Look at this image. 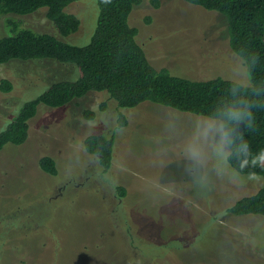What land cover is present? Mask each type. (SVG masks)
I'll list each match as a JSON object with an SVG mask.
<instances>
[{
	"label": "rangeland",
	"instance_id": "obj_1",
	"mask_svg": "<svg viewBox=\"0 0 264 264\" xmlns=\"http://www.w3.org/2000/svg\"><path fill=\"white\" fill-rule=\"evenodd\" d=\"M157 1L142 0L129 17L155 66L191 79H237L243 58L230 46L224 14L185 0ZM66 9L80 19L67 37L44 10L0 15V36L11 34L12 19L88 44L97 0ZM78 76L75 64L48 58L0 64V82L13 83L8 92L0 88V130L51 83ZM104 93L90 91L61 107L40 103L27 140L0 151V264H264V215L228 211L262 186V175L237 171L227 157L219 174L209 164L201 186L183 154L201 116L151 101L119 108L111 99L100 110ZM119 111L128 125L117 127ZM92 133L114 134L107 171L85 149ZM44 155L55 158L57 174L42 169ZM119 185L127 189L124 197Z\"/></svg>",
	"mask_w": 264,
	"mask_h": 264
},
{
	"label": "trees",
	"instance_id": "obj_2",
	"mask_svg": "<svg viewBox=\"0 0 264 264\" xmlns=\"http://www.w3.org/2000/svg\"><path fill=\"white\" fill-rule=\"evenodd\" d=\"M75 1L78 0H0V15H28L44 10L58 33L67 37L80 26V19L66 9ZM185 1L225 15L232 50L238 55L236 50L242 49L247 65H251L252 55L258 53L260 63L252 69L254 81H264V0ZM97 2V25L90 42L83 46L56 34L34 30L19 20H7L11 34L0 36V64L13 59L48 58L75 64L79 76L76 80L51 83L42 94L18 108L17 115L0 130V151L7 144L19 145L27 140L30 120L40 103L61 107L90 91H97L105 92L107 97L101 102L100 110H105L108 101L113 99L119 108H132L151 101L199 115L197 111L203 112L230 95L229 86L235 80L220 76L186 78L151 62L137 39L139 29L129 22L131 12L142 0ZM0 88L8 92L13 89V83L2 79ZM85 115L96 119L97 112L87 110ZM118 115L117 127L129 124L126 114L119 111ZM244 138L247 147H240L241 141L237 139L231 146L228 162L241 173L262 175L263 184L255 193L237 199L228 211L235 215H264V111L256 113L254 126L245 131ZM114 140V134L104 133H92L85 138L86 151L99 159L103 171L112 166ZM40 165L48 173H58L56 160L51 155L42 156ZM117 190L120 197L126 195L125 186L119 185Z\"/></svg>",
	"mask_w": 264,
	"mask_h": 264
},
{
	"label": "clouds",
	"instance_id": "obj_3",
	"mask_svg": "<svg viewBox=\"0 0 264 264\" xmlns=\"http://www.w3.org/2000/svg\"><path fill=\"white\" fill-rule=\"evenodd\" d=\"M236 51L238 59L244 56L242 49ZM259 63L258 53L252 55L251 65H247V60H241L245 67L238 64L237 79L229 86L230 95L203 112L197 111L201 118L195 121L194 132L185 142L183 154L186 171L201 186L207 181L209 164L215 162L213 166L219 174L237 139L241 141L240 147H247L245 131L254 126L256 113L264 111V81H254L252 71Z\"/></svg>",
	"mask_w": 264,
	"mask_h": 264
}]
</instances>
